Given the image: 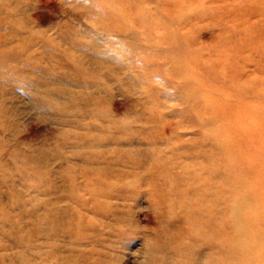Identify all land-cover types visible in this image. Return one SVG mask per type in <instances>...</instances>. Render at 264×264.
<instances>
[{
	"label": "rangeland",
	"instance_id": "374dc122",
	"mask_svg": "<svg viewBox=\"0 0 264 264\" xmlns=\"http://www.w3.org/2000/svg\"><path fill=\"white\" fill-rule=\"evenodd\" d=\"M0 264H264V0H0Z\"/></svg>",
	"mask_w": 264,
	"mask_h": 264
},
{
	"label": "bare ground",
	"instance_id": "6f19581e",
	"mask_svg": "<svg viewBox=\"0 0 264 264\" xmlns=\"http://www.w3.org/2000/svg\"><path fill=\"white\" fill-rule=\"evenodd\" d=\"M93 49V48H92ZM114 60V59H113ZM244 215V214H243Z\"/></svg>",
	"mask_w": 264,
	"mask_h": 264
}]
</instances>
